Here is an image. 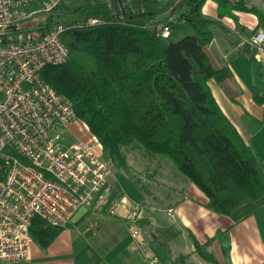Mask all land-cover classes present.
<instances>
[{"label": "trees", "instance_id": "obj_1", "mask_svg": "<svg viewBox=\"0 0 264 264\" xmlns=\"http://www.w3.org/2000/svg\"><path fill=\"white\" fill-rule=\"evenodd\" d=\"M207 1L178 4L177 9L184 7L178 19L181 24L171 19L176 8L164 15L175 0H141V9L127 4L123 15H116L108 0H64L51 14H37L40 20L26 26L44 34L59 23L67 25L62 38L69 59L48 66L43 75L71 99L77 119L99 139L114 168L131 175L129 150L144 152L147 172L154 171L152 163L170 160L175 171L208 196L209 209L230 215L246 200L264 197V156L246 143L209 84L215 79L234 98L228 61L243 51L236 48L229 60L218 66L208 48L217 28L224 29L236 44L224 18L239 24L237 11L259 14V8L249 6L246 0H215L218 14L211 16L204 12ZM44 2L31 0L28 9L38 10ZM90 18L100 21L91 25ZM161 24L172 28L188 25L193 32L174 41L161 34ZM249 56L256 61L253 54ZM253 93L255 101L264 104V90L255 86ZM138 183L149 189L140 180ZM63 229L36 216L31 234L46 250ZM230 234V229L218 230L202 243L189 232L194 253L206 264H221L212 249L216 241L226 264H232ZM153 247L164 264H198L190 254L174 256L167 244Z\"/></svg>", "mask_w": 264, "mask_h": 264}, {"label": "built area", "instance_id": "obj_2", "mask_svg": "<svg viewBox=\"0 0 264 264\" xmlns=\"http://www.w3.org/2000/svg\"><path fill=\"white\" fill-rule=\"evenodd\" d=\"M64 0H45L38 10L31 0H0V260L30 259L36 216L66 226L82 208L103 211L112 193L114 167L96 136L73 140V102L44 78L48 66L66 63L69 48L59 23L40 34L26 26L37 14H51ZM130 0H125V6ZM88 24L100 20L90 18ZM170 37L172 26L158 27ZM257 63L264 66V28L248 39ZM102 149V151H101ZM129 221L133 237L143 243L138 222L143 206L127 194L107 208ZM151 264L158 262L147 254Z\"/></svg>", "mask_w": 264, "mask_h": 264}, {"label": "crops", "instance_id": "obj_3", "mask_svg": "<svg viewBox=\"0 0 264 264\" xmlns=\"http://www.w3.org/2000/svg\"><path fill=\"white\" fill-rule=\"evenodd\" d=\"M183 2L184 0H175L174 6L164 15ZM183 8H176L171 19L179 21ZM204 12L217 16V2L208 0ZM236 13L239 24L229 17L223 20L236 44L233 45L225 30L220 28V37L216 35L208 48L209 54L216 56L211 57L219 59L221 65L237 51L236 48L243 51V54L228 61L233 71V79L229 85L231 91L235 92L234 98L215 79H211L209 84L222 110L237 127L246 143L260 156H264V104L257 103L253 93L255 86L264 90V66L244 55L246 52L252 54L248 39L258 27L264 28V21L257 16L247 21L249 11ZM180 23L183 24V21ZM176 28H172L171 37ZM91 135L93 136L92 133ZM90 139L91 136L85 138L87 141ZM167 166L168 163L162 161L155 163L154 173L147 172V178L154 184L167 185L169 180L164 175ZM171 176L176 182L162 193L163 202L159 194L147 188H144L145 193L138 192L131 196L127 194L144 209L143 218L138 222L143 243L131 234L128 220L111 214L107 209L125 193L118 188V177L112 175L110 182L113 189L103 211L80 209L46 250L34 242L30 259L17 262L0 260V264H151L147 254L157 256L158 262L155 264H164L156 254L153 244H167L174 256L190 254L196 263L203 264L194 253L195 245L189 232L204 243L215 236L218 230L225 229H230L231 233L232 264H264V197L257 201L246 200L230 215L219 214L208 208V196L195 183L175 170H171ZM212 249L221 264H226L218 241L213 244Z\"/></svg>", "mask_w": 264, "mask_h": 264}, {"label": "rangeland", "instance_id": "obj_4", "mask_svg": "<svg viewBox=\"0 0 264 264\" xmlns=\"http://www.w3.org/2000/svg\"><path fill=\"white\" fill-rule=\"evenodd\" d=\"M184 1H186V0H184ZM246 1L248 2L249 6H256L259 8V14L255 13V12H249V15H247V17H246L247 21L253 20V18L256 16L264 21V0H246ZM207 12L209 13V10H207ZM40 18L41 17L32 18V19L28 20L27 23L28 24L36 23L40 20ZM220 31H221L220 28L216 29V35L219 37H220V34H219ZM192 32H193V30L190 26L184 25L183 27L176 28V32L171 37V39L174 41H177V40H180L181 38H183L187 35L192 34ZM215 52H217V51H215ZM211 53H212V51H211ZM244 55H246L247 57L249 56V54H247V53H245ZM211 56L216 57L213 55H211ZM214 60L216 62V65L221 66V61L219 59L216 58ZM73 132H74V134L72 136L73 140H80V139L85 140V138H88L90 136L92 139L91 132H90L88 126L83 121H77L74 123ZM85 141H87V140H85ZM101 151H102V149H101ZM128 156H129V163L131 165V175L127 174L126 172L119 170L117 168L113 169L112 175H115L118 177V182H119L118 188H119V190L125 191V193L130 195V196L134 195L138 192L145 193L144 188H142L138 183V180H140L142 182L143 186H146L149 189H151L154 193L159 194L160 198L163 202L164 198L162 196L163 195L162 193H165L167 191V187L169 185H173L176 182V180L174 178H172V176H171V170L176 169L173 162L166 159L168 161L169 166H167L165 168L164 175L167 176L169 183L167 185H164V184L158 185V184H154L152 181H150V178L147 179L146 166L148 163V158L144 155V152L141 149H137L135 151L129 150ZM152 164H155V163H152ZM152 164H150V165L152 166ZM182 177L187 179L185 176H182ZM197 259H199V261L202 262V260L200 258H197ZM191 260H193V259H191ZM203 264H206V263L203 261Z\"/></svg>", "mask_w": 264, "mask_h": 264}, {"label": "water", "instance_id": "obj_5", "mask_svg": "<svg viewBox=\"0 0 264 264\" xmlns=\"http://www.w3.org/2000/svg\"><path fill=\"white\" fill-rule=\"evenodd\" d=\"M110 3L116 15H122L125 13V0H110ZM129 4L133 8L141 9V0H130Z\"/></svg>", "mask_w": 264, "mask_h": 264}]
</instances>
